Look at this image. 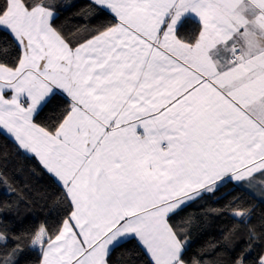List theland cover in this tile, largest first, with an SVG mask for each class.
I'll return each instance as SVG.
<instances>
[{"label": "snow or ice", "instance_id": "1", "mask_svg": "<svg viewBox=\"0 0 264 264\" xmlns=\"http://www.w3.org/2000/svg\"><path fill=\"white\" fill-rule=\"evenodd\" d=\"M63 7L0 0V135L56 185L29 229L0 202V264H212L206 199L241 226L224 264H264V213L235 195L264 204V0H89L71 33Z\"/></svg>", "mask_w": 264, "mask_h": 264}, {"label": "trees", "instance_id": "2", "mask_svg": "<svg viewBox=\"0 0 264 264\" xmlns=\"http://www.w3.org/2000/svg\"><path fill=\"white\" fill-rule=\"evenodd\" d=\"M65 5L61 9L60 17L57 20L58 25H62L67 32H73L78 27H82L83 21L80 19L83 16L85 19L89 13L86 7L89 0H61ZM6 154L7 159H0V171L6 173L9 186L0 184V202H10L12 205L11 215L4 219L10 229L14 231H22L34 227L41 222L48 212V205L51 203L50 197L56 190V185L53 183L49 174H47L37 161L27 159L24 155L19 154L9 138L0 135V156ZM231 190V185L223 190L227 193ZM249 201L255 209L257 218L261 213H264V204H260L258 199L249 197L246 193H235ZM226 201L214 203L209 200L200 201L199 207L203 208L199 213H195L198 219L195 221L191 236L193 240V249L206 248L211 252L209 245L215 243L221 246V251L218 255L212 258V264H224L228 253L223 250V233L231 228L241 227L233 219V217L224 210ZM218 209L220 215L209 214L211 209ZM245 235V233H241ZM240 237H237L239 239Z\"/></svg>", "mask_w": 264, "mask_h": 264}]
</instances>
